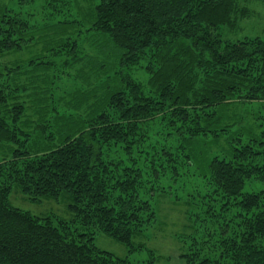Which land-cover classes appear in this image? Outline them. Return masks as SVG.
I'll return each instance as SVG.
<instances>
[{
	"label": "trees",
	"instance_id": "trees-1",
	"mask_svg": "<svg viewBox=\"0 0 264 264\" xmlns=\"http://www.w3.org/2000/svg\"><path fill=\"white\" fill-rule=\"evenodd\" d=\"M234 2L100 0L95 33L108 38L123 62L131 64L143 51L158 50V69L148 83L155 100L144 97L135 82L120 80L126 87L106 85L104 95L98 97L75 93L71 103L77 115L50 117L47 101L38 91L33 92V109H28V101L25 104L15 95L7 99L0 89V264H120L106 254H94L87 244L67 240L47 221L12 207L8 201L11 190L34 200L64 198L68 211L83 225L92 224L94 230L129 246L134 227L149 220L141 222L137 215L138 211L150 212L147 203L134 210L142 173L131 156L152 115L168 104L172 118L185 123L189 107L208 110L236 90L248 96L260 94L262 79L253 85L237 76L244 72L234 66L252 60L264 66V40L223 46L215 33L228 24ZM13 31L0 29V53L7 56L20 50L22 38L14 40ZM28 64L34 65V60ZM7 66L13 75L18 74L17 64L1 62L0 78H7ZM30 111L32 119L27 114ZM203 119L207 121L202 123L204 128L195 134L218 141L220 117L213 113ZM49 127L51 134L45 137ZM236 134L243 136L241 127ZM111 147L122 149L130 164L109 160L105 150ZM224 153L228 156L227 150ZM229 154L231 160L214 157L208 161L206 172L217 195L235 202L239 221L226 225L223 238L213 246L216 258H204L198 264H264V194L243 191L249 180L264 182V152L260 163L254 164H248V152L237 145L229 144ZM112 191L119 194L116 206L110 205Z\"/></svg>",
	"mask_w": 264,
	"mask_h": 264
},
{
	"label": "rangeland",
	"instance_id": "rangeland-1",
	"mask_svg": "<svg viewBox=\"0 0 264 264\" xmlns=\"http://www.w3.org/2000/svg\"><path fill=\"white\" fill-rule=\"evenodd\" d=\"M99 4L100 0H0V29H17L13 39L22 38L19 51L9 56L0 53V63L10 61L18 66V74L13 75L12 67L7 66V78H0V89L7 99L15 95L25 104L28 101V109H33V92L38 91L47 101L50 117L77 115L71 103L75 93L98 97L104 95L106 85L111 89L115 85L126 87L120 80L135 82L144 97L157 99L148 83L158 69V50L143 51L131 64L123 62L109 46L108 38L95 33V9ZM57 33L66 36L60 38ZM215 33L223 46L264 40V0H235L228 24L216 28ZM31 60L34 65L28 64ZM259 64L252 60L235 65L234 70H243L237 76L246 77L253 85L260 77V94L248 96L246 91L236 90L232 97L208 110L189 107L185 123L173 119L171 108L165 104L146 122L131 157L142 173L134 210L140 209V203H147L150 212L138 211L137 215L141 222L149 220L130 228L134 227L129 246L94 230L92 224L83 225L68 211L64 198L34 200L13 188L9 204L47 221L67 240L87 244L94 254H106L120 264H198L204 258L215 259L218 253L213 246L223 238L226 225L239 221V211L233 200L217 195L206 167L214 157L231 160L229 144L248 152V164L260 163L264 152V66ZM81 110L83 114L85 108ZM31 111L27 112L30 118ZM213 113L220 117L222 127L218 141L195 134L207 122L203 117ZM237 122H241L242 137L236 134L240 130ZM50 134L51 127L45 137ZM105 151L114 163L130 164L122 149L111 147ZM243 191L263 195L264 182L249 180ZM109 195L110 205L116 206L118 192ZM122 198L126 201L128 196Z\"/></svg>",
	"mask_w": 264,
	"mask_h": 264
}]
</instances>
